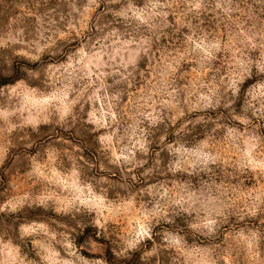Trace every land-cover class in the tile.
Returning <instances> with one entry per match:
<instances>
[{
	"label": "rangeland",
	"instance_id": "rangeland-1",
	"mask_svg": "<svg viewBox=\"0 0 264 264\" xmlns=\"http://www.w3.org/2000/svg\"><path fill=\"white\" fill-rule=\"evenodd\" d=\"M237 16L0 0V264H264V41Z\"/></svg>",
	"mask_w": 264,
	"mask_h": 264
},
{
	"label": "clouds",
	"instance_id": "clouds-1",
	"mask_svg": "<svg viewBox=\"0 0 264 264\" xmlns=\"http://www.w3.org/2000/svg\"><path fill=\"white\" fill-rule=\"evenodd\" d=\"M200 3L203 4L204 0H200ZM210 3H212L215 8H219L225 15L236 14L239 13V16L236 17V19L239 21L237 24L238 28H242L245 30V33L252 39L255 40L257 36L261 38V41H264V14H261L259 12H253V4H259L264 5V0H252L250 3L249 0H236L234 7H227L226 4H232L233 0H210ZM243 5V7L241 6ZM241 17L243 19L241 20ZM229 19H231V16H229ZM247 26V27H246ZM258 47L261 49H264V42H261L258 44ZM118 100L117 95H113L110 98H105V107L108 110L109 116L112 115V109L115 107V103ZM143 113L137 110L134 115H142ZM123 120V115L119 111L116 112V127H121V121ZM120 137L118 136V139ZM130 147L135 149L137 147V142L132 140L129 142ZM139 147L142 150H145V146L143 143L139 144ZM214 159V158H213ZM189 163V166L191 164H195L196 161H178L177 164H183V163Z\"/></svg>",
	"mask_w": 264,
	"mask_h": 264
},
{
	"label": "trees",
	"instance_id": "trees-1",
	"mask_svg": "<svg viewBox=\"0 0 264 264\" xmlns=\"http://www.w3.org/2000/svg\"><path fill=\"white\" fill-rule=\"evenodd\" d=\"M12 80H14V79H11L8 76L0 74V86L8 84V83L12 82Z\"/></svg>",
	"mask_w": 264,
	"mask_h": 264
}]
</instances>
